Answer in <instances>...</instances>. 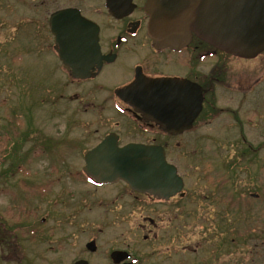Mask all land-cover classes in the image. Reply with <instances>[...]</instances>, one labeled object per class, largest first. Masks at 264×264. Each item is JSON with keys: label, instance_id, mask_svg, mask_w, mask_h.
<instances>
[{"label": "flooded vegetation", "instance_id": "obj_1", "mask_svg": "<svg viewBox=\"0 0 264 264\" xmlns=\"http://www.w3.org/2000/svg\"><path fill=\"white\" fill-rule=\"evenodd\" d=\"M146 2L0 0V52L15 73L19 104L24 97V101L29 100L28 95L36 99L35 109L39 102L52 99V85L41 95L36 94L25 72L31 67V71L37 75L35 81L41 84L45 79L41 69L48 66V60H56L54 65L64 69L67 84L73 89L67 92V101L64 100L69 105L73 104L75 115L97 111L94 121L100 123L86 126L81 121L80 126H77L79 137L75 142L52 144L51 152L54 153L56 149L57 159L63 160L61 154H68L67 151L78 153L79 161L73 167L78 168L72 172L65 166H52L54 161L47 156L50 153L47 149L49 142L45 140L39 141L42 145L38 148L35 146L30 155L48 162L47 172H23V165L19 164L23 162L19 157V149L22 147L14 142L16 147L10 150V159L17 161L14 165L16 173L29 182L27 187L20 181L16 188H26L31 201L27 205L24 202L26 197L24 200L17 197L14 202L16 219L7 221L2 218L0 264H38L39 261L48 264L51 263L48 256L53 254L55 248L60 251L69 244L76 252L70 264H181L182 202L191 194L186 188L187 179L180 173L177 163L168 157V150L184 148L182 136L193 132L200 118L202 122H207L210 113L217 110L212 91L214 67L204 66L205 72L200 67V63L212 61L216 49L195 35L182 47H156L148 33ZM66 10L72 11L71 14L77 17L72 24H76L77 31L60 45L52 29L51 18L55 13ZM80 18L92 25V34L96 32L98 49L88 57L84 50L87 46L85 25L82 26ZM57 25L61 28L69 26L64 20ZM19 34L26 36V41L23 40L25 45L13 48L12 43L17 41ZM58 51L68 52L70 61L77 69V77L73 76L72 67L60 60ZM223 69L217 71L224 73ZM160 79L190 84L188 95H184L187 97L184 104L178 103V111L170 109L169 116L173 117L176 125L168 132L151 119L153 113L148 108L131 106L117 95L119 90L135 85L124 99L144 100L148 96L145 85ZM201 82H205V85ZM192 84L198 85L202 94L201 111L194 119L192 114L196 106V95L192 93ZM156 108L165 116L166 108L163 104ZM218 110L223 111L220 108ZM105 112H112L113 119H101V114ZM33 120L31 118V122ZM24 122L18 120L19 125H28ZM187 123L191 124L190 127L182 128ZM236 126L241 128L239 121ZM87 139L89 147H86ZM102 143H107L108 147L141 145L163 150L166 163L174 168V172L169 173L171 180L165 184L163 195L159 197L133 191L123 180L98 182L99 177L86 173V169H94L93 160L90 166L87 165V154ZM35 144L38 145L37 142ZM60 146H65L62 149L66 150L60 151ZM27 162L28 159L24 163ZM17 165L19 167H15ZM213 175L219 178L220 174ZM39 205L43 208L41 211L38 210ZM57 208L61 209L57 211L60 214L55 212ZM222 208L225 210L226 206ZM38 211L44 212L39 219ZM101 213L107 226L111 224L126 229L115 236H108L107 231L102 229ZM135 213L138 214L136 227L133 222ZM140 231L143 235L141 241H138L136 233ZM103 234V237L110 240V244L106 243L109 249L100 254Z\"/></svg>", "mask_w": 264, "mask_h": 264}, {"label": "rangeland", "instance_id": "obj_2", "mask_svg": "<svg viewBox=\"0 0 264 264\" xmlns=\"http://www.w3.org/2000/svg\"><path fill=\"white\" fill-rule=\"evenodd\" d=\"M1 33L0 29V37ZM23 40L26 41V36L19 34L12 47L22 48V44L25 45ZM54 63L56 60H48V66L41 69L45 77L41 84L35 81L37 75L31 67L25 72L36 94L41 95L52 85V99L39 102L35 109L36 99L29 95V100L24 101V97L19 104L15 73L0 52V226L2 218L7 221L16 219L14 202L17 197L22 200L26 197L24 202L27 205L31 201L26 188H16L20 181L27 187L29 182L16 173L14 165L17 161L10 159L9 152L16 147L15 143L22 147L19 157L23 162L19 164L23 165V172H47L49 163L30 155L44 140L49 142L47 156L54 161H51L52 166H65L72 172L78 168H73L79 161L78 153L67 151L68 154H61L63 160L57 159L56 149L51 152L52 144L75 142L81 121L86 126L100 124L94 121L97 111L74 114L73 104L69 105L65 98L73 89L67 84L64 69ZM200 65L203 71L206 65L214 67L212 91L217 110L210 113L207 122L200 118L194 131L182 136L184 148L168 150V157L177 163L180 173L187 179L186 188L191 194L182 202L181 264H264V52L255 59L242 60L214 50L212 61ZM221 68L224 73L217 71ZM201 83L205 85V82ZM31 118L34 119L32 122ZM106 118L113 119L112 112L101 114V119ZM203 119L205 121L204 116ZM18 120L28 125H19ZM237 121L240 129L236 126ZM86 143L89 147L88 139ZM60 147V151L66 150L62 149L65 146ZM26 159L28 162L24 163ZM214 173L220 174L219 178L211 176ZM223 206H226L225 210ZM41 209L39 205L38 210ZM40 211L38 219L44 214ZM57 211L61 209L55 211L60 214ZM136 213L133 218L135 227ZM101 218L102 229L108 236L126 229L111 224L107 226L103 213ZM136 234L137 240L141 241L143 233ZM104 235L101 236L100 254L109 249L106 243L110 244V240ZM75 256L70 244L60 251L55 248L48 256L51 261L48 264H70ZM38 264L45 262L39 261Z\"/></svg>", "mask_w": 264, "mask_h": 264}, {"label": "water", "instance_id": "obj_3", "mask_svg": "<svg viewBox=\"0 0 264 264\" xmlns=\"http://www.w3.org/2000/svg\"><path fill=\"white\" fill-rule=\"evenodd\" d=\"M71 12L60 11L51 18L52 29L60 45L76 34V24H72L77 17ZM145 13L149 17V37L156 47H182L195 35L216 50L244 60L255 59L264 52V0H147ZM61 20L69 26L59 27L57 23ZM80 23L85 25L87 46L84 50L88 57L98 49L96 32L91 33L92 25L88 21L80 18ZM57 54L65 65L72 67L73 76L77 77V69L68 52L58 51ZM186 84L173 79L152 80L145 85L147 98L139 101L124 99L135 85L119 90L117 95L131 106L148 108L153 113L151 119L168 132L176 125L173 117L169 116L170 109L178 111V103L184 104L190 90V84ZM191 90L196 95L194 119L201 111L202 94L198 85L194 84ZM161 104L166 108L165 116L156 108ZM190 125L184 124L182 128ZM92 160L94 169H86V173L99 177L101 180L98 182L123 180L133 191L159 197L166 189L165 184L171 180L169 173L174 172V168L166 163L163 150L155 147L127 145L118 148L102 143L87 154L88 166Z\"/></svg>", "mask_w": 264, "mask_h": 264}]
</instances>
